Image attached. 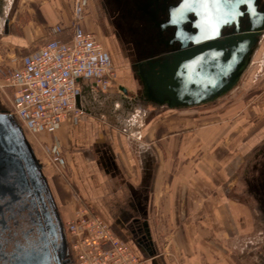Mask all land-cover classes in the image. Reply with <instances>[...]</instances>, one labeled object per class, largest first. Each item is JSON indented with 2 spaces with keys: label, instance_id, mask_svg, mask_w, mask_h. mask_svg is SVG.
<instances>
[{
  "label": "crops",
  "instance_id": "obj_1",
  "mask_svg": "<svg viewBox=\"0 0 264 264\" xmlns=\"http://www.w3.org/2000/svg\"><path fill=\"white\" fill-rule=\"evenodd\" d=\"M30 5L38 9L24 18L16 12L3 35L5 55L18 57L15 69L45 40L68 42L76 23L69 24L68 10L58 13L40 1ZM57 23L59 30L47 33ZM114 66L115 82L107 91L97 90L93 80L78 81L84 115L65 119L53 134H37L61 153L58 176L47 179L58 210L67 216L82 207L95 211L145 264H252L247 233L254 212L245 177L252 153L264 142V125L233 131L204 117L219 114V122L235 115L230 105L218 113L198 112L195 129L177 118L193 110L146 104L129 74ZM134 220L151 234L154 255L132 244L127 231Z\"/></svg>",
  "mask_w": 264,
  "mask_h": 264
},
{
  "label": "water",
  "instance_id": "obj_2",
  "mask_svg": "<svg viewBox=\"0 0 264 264\" xmlns=\"http://www.w3.org/2000/svg\"><path fill=\"white\" fill-rule=\"evenodd\" d=\"M251 1L254 4L255 0ZM181 7L176 11H180ZM255 8L253 5L252 10ZM202 9V13L214 12L216 15L214 4ZM195 15L197 19L192 27L200 31V34L188 38L190 45L181 44L170 59L154 52L149 59L140 62L136 76L141 100L146 104L180 110L217 101L236 86L244 69L246 54L256 45L257 38L264 30L262 18L258 25L251 26L248 31L240 33L239 28H236L235 35L219 40V29L229 24H216L213 20L200 19L197 13ZM174 23L171 17L170 26ZM213 29L217 30L216 34H210ZM177 30L179 34H185L181 27ZM36 207L42 210L40 237L36 240L25 235L24 243L16 247L9 262L71 264L70 260H58L60 248L56 243L59 240L64 245L63 226L43 173V165L12 113L0 104V233L5 226L7 210L14 216L18 210H37ZM142 227H145L144 224ZM141 246L151 255L155 254L154 243L146 228L135 245L143 251Z\"/></svg>",
  "mask_w": 264,
  "mask_h": 264
},
{
  "label": "flooded vegetation",
  "instance_id": "obj_3",
  "mask_svg": "<svg viewBox=\"0 0 264 264\" xmlns=\"http://www.w3.org/2000/svg\"><path fill=\"white\" fill-rule=\"evenodd\" d=\"M85 1L86 5L92 8L93 17L98 19L100 32L104 36L107 45L106 50L113 65L127 71L130 77L129 81H131L136 89L135 92L137 91L139 96H141V89L138 85L136 72L140 62L149 59L154 52L163 54L165 58L170 59L181 44L188 43L190 45L191 42H188V38H194L200 34V31L192 27V24L197 19L195 13L199 15L200 19L213 20L216 24H229V26L219 29V40L226 36L235 35L234 30L236 28H239L240 33H244L251 26L258 25L260 23L259 20L264 19V0H255L254 4L251 0ZM3 2L4 0H0V6ZM213 4L216 6V15L214 12H212L213 15L201 12L203 7ZM180 5L183 7H181L180 11H176ZM253 5L256 6L255 10H252ZM207 12H210V10ZM253 14H256L254 18ZM171 17L177 25L174 23L173 26H170ZM7 21L8 19L4 20V30L8 26ZM179 27L185 32L184 35L179 34L177 30ZM216 33L217 30L215 29L210 31V34ZM263 50L264 30L257 38L256 45L246 54L244 69L238 78L236 86L251 67L255 57L258 56L259 58ZM124 92L128 93L125 89ZM228 93L219 99L225 97ZM215 102L199 107L214 104ZM252 156L254 157L248 164L250 168L245 177V184L250 193V202L253 210L259 211L260 221L264 226V142L252 153ZM36 209L18 210L14 216H12L10 210L6 211L5 226L0 233V264H11L9 257L18 245L24 243L25 235L36 240L40 237L39 230L43 226L42 210H39L38 207ZM57 211L62 222L64 236L63 246L59 240L56 243L60 248V252L58 251L57 253L58 260L60 262L70 260L71 264H74L62 216L60 211ZM144 231L145 228L135 222V220L128 226L127 233L134 246L144 235ZM52 254H54V249H52Z\"/></svg>",
  "mask_w": 264,
  "mask_h": 264
},
{
  "label": "built area",
  "instance_id": "obj_4",
  "mask_svg": "<svg viewBox=\"0 0 264 264\" xmlns=\"http://www.w3.org/2000/svg\"><path fill=\"white\" fill-rule=\"evenodd\" d=\"M79 24L72 26L68 42H42L23 58L18 70L0 67L2 87L12 91L9 111L26 137L41 132L53 134L65 119L84 115L77 104L79 80H93L102 92L115 82V66L107 50L94 33L81 29ZM49 153L54 167L62 164L57 148L51 147ZM65 233L72 238L74 264H145L86 208L74 211L73 219L65 223Z\"/></svg>",
  "mask_w": 264,
  "mask_h": 264
},
{
  "label": "rangeland",
  "instance_id": "obj_5",
  "mask_svg": "<svg viewBox=\"0 0 264 264\" xmlns=\"http://www.w3.org/2000/svg\"><path fill=\"white\" fill-rule=\"evenodd\" d=\"M38 1H40V3L49 4V5L51 4L55 6L52 8L54 9V11H57L58 13H61V11L62 10L64 11V9L68 10L71 19V20L69 19L68 21L69 24L72 21L76 20L77 23H80L79 26L82 27L81 29L94 33L106 49L107 45L104 36H102L100 32L99 22L97 21L98 19L93 17L91 13L92 8L86 5L85 0H48L49 2L47 0H4L3 4L0 6L1 7L0 8V67L4 68L5 70H13V69L18 70L14 68V64L17 61L18 57L15 58L11 54L8 56L5 55L8 45H6L3 41V37H4L3 35L5 31L4 20L8 19L7 22L10 23L11 18L14 17L16 12L19 13V11H20V17L22 16L24 18V14L26 12L29 11L32 12V9L35 10L38 9V7L32 8V6L30 5L32 2L37 4ZM59 4H65L66 6L57 7L59 6ZM39 9H43V7H40ZM78 12L80 13L78 14ZM77 14L80 16L81 18L80 20H78ZM84 15L86 18L85 21H83ZM18 21L19 18L16 20V22ZM58 24L59 23H57L55 26L50 27L49 29H46L47 33L48 31L50 32L54 29L55 31L59 30ZM28 55L29 54H27V56ZM127 79L130 80L129 75ZM11 95H12L11 89L3 88L0 79V104H2L8 110L10 108L12 101ZM230 105L235 106V107L232 106V108L237 109V112L234 111L235 115L229 114L228 118H223L226 116L222 115L221 118L219 119V122L218 119H216V117L218 118L219 114L216 115L214 114L211 116L204 114L205 115L204 117H211L207 120H211L215 118V122H214L215 125L221 126L223 124L225 128L230 127V130H233L236 127H241V126L243 127V125L247 126V128H250V126H252V129L256 130L264 125V50L262 51L259 58L258 56L255 57L254 62L242 77L241 82L236 86L235 89L229 92L225 97L217 100L214 104H209L195 109H188L193 111H189L188 113H182L177 118L180 120L183 119L185 121L186 120L189 121L188 122L189 126L196 129V127L199 125L197 122L198 112L199 113L205 112L206 114L218 113L221 108H225V110L222 109V111H226L230 109L231 107ZM222 118L223 120H221ZM221 121H223V123H221ZM205 123L207 125L210 122L205 121ZM200 126H202L201 120H200ZM174 128H176L175 125ZM26 138L28 142L30 141L29 143L34 150L36 157H38V160L42 163L43 173L46 176V178L49 180L50 178H52V176H58V173L50 159L51 155L49 152L51 150V147H48L47 145L38 141L37 135L34 136L28 134ZM49 184L51 185L50 182ZM59 211L61 213L62 221L64 223V228H65L66 221L72 220L74 217V213L73 215L67 216L68 215L67 211L66 212L65 210H59ZM91 212H93L98 217H100L95 211H91ZM253 212H254L253 223H252L253 230L247 233L248 234L247 236H249V238H252L251 243L248 244L249 247L248 253L252 258V264H264V258H263L264 257V226L260 221L259 211L253 210ZM66 236L68 239L70 250L72 252L73 261L75 263L74 253L71 248L72 238L69 234H66Z\"/></svg>",
  "mask_w": 264,
  "mask_h": 264
},
{
  "label": "bare ground",
  "instance_id": "obj_6",
  "mask_svg": "<svg viewBox=\"0 0 264 264\" xmlns=\"http://www.w3.org/2000/svg\"><path fill=\"white\" fill-rule=\"evenodd\" d=\"M16 121V120H15ZM17 122V121H16Z\"/></svg>",
  "mask_w": 264,
  "mask_h": 264
}]
</instances>
